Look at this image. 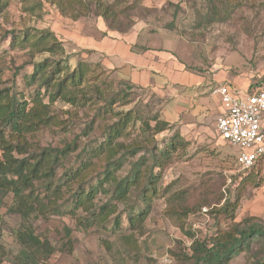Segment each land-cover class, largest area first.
Listing matches in <instances>:
<instances>
[{"label": "rangeland", "instance_id": "1", "mask_svg": "<svg viewBox=\"0 0 264 264\" xmlns=\"http://www.w3.org/2000/svg\"><path fill=\"white\" fill-rule=\"evenodd\" d=\"M108 1L114 4L117 20L122 22V30L130 29L134 25L147 29L153 34L152 38L156 44L169 45L185 68L203 77L204 81L195 86V91L191 88L185 92L178 89V97H173V93L162 95L149 88L131 85L129 88L127 82L120 79L113 70L103 66L106 82L98 84L105 89V98L91 104H71L57 99L51 109L66 126L51 124L41 127L29 136L36 149L41 146L63 148L67 144L76 145L75 149L68 152L62 164L54 168L55 179L62 180L66 171H73L81 160L86 159L85 150L103 141L107 126L118 117L116 112L132 110L143 119L156 114L161 119L171 121L174 103L187 107L189 103L202 99L204 105H196L195 110H199L198 107L201 113L196 115L197 123H190L188 130H185L178 120L168 121L170 127L153 134V145L161 147L177 130L187 141V145L173 155L171 163L163 172L158 193L152 199L149 212L142 223L143 233L134 243L138 246L137 249L132 248L133 246L122 237L129 232L124 214L118 229L112 221L115 213L110 216L104 227L93 225L85 229L76 219L84 214L80 211H76L74 215L70 213L73 206L70 203L69 190L63 189L64 199L59 202L66 204L64 210L67 212L33 220L36 234L47 238L52 245L62 248L55 250L41 264H185L177 255L180 251L189 252L192 239L187 231L199 239L208 240L216 233L217 228H227L231 220L217 223L209 214V210L220 206L227 195L234 197L238 181L247 173V170H241L236 164L235 149L218 136L215 124L220 114V105L213 90L219 84H227L237 90L249 92L255 85L264 84V0H256L253 5H242L225 22L207 25H196L197 20L200 21L197 12L203 10L205 0H141L139 3L142 7L131 9L128 16L124 13V7L129 4L135 7L133 0ZM171 3H178L179 9L175 10ZM96 19L97 17L89 15L74 21L61 16L54 5L46 2L40 11L32 14L24 9V3L10 0L8 7L0 13V87L15 86L29 100L37 89L36 83L31 86L25 84V76L32 72L33 62L44 58L64 57L70 69H73L79 60L97 62V56H90L89 59L85 52L69 39L72 31L85 27L95 32ZM104 22L107 26V22ZM116 25L117 21L114 23V26ZM25 28L50 30L61 42L65 53L62 56H53L43 52L32 56L26 49L12 48L6 32ZM84 89L88 90L87 86ZM116 95L119 97L112 104V112L105 118L97 116L98 107L107 105L108 97ZM171 97L176 101H170L169 108L165 109L164 105ZM44 101L47 102L46 96ZM141 118L133 122L131 135L127 139L119 140L127 144L143 137L145 130ZM185 119L187 122L193 121L190 118ZM92 120L94 122L91 125ZM150 124L153 125L154 121L150 120ZM87 126L91 128L86 129ZM6 138L9 139L8 133ZM142 152L124 162L116 172L118 179L123 180L129 174L132 162ZM102 164L103 161H97L94 165L97 169H103ZM255 170L259 172L258 177L263 178L262 182L257 186H246L235 212V221L247 216H257L264 223V158L256 163ZM156 171L157 169H154V172ZM95 182L96 178H93L90 183ZM73 188H76V184H73ZM131 192L134 198L135 191ZM174 192H179L185 199V205L194 210L188 214L183 228L166 212L167 197ZM11 195L9 193L0 198V242L16 253L19 245L14 231L21 219L18 214L7 211ZM109 196L110 191H100L94 202L103 203ZM116 204L117 211L123 212L124 202ZM66 227L71 229L72 242L69 251L67 246L62 247L66 240ZM259 248L260 244H254L253 251L258 253ZM254 254L241 252L228 264H250L254 260ZM0 264L10 263L3 260Z\"/></svg>", "mask_w": 264, "mask_h": 264}, {"label": "trees", "instance_id": "2", "mask_svg": "<svg viewBox=\"0 0 264 264\" xmlns=\"http://www.w3.org/2000/svg\"><path fill=\"white\" fill-rule=\"evenodd\" d=\"M24 3V9L32 14L41 10L44 2L54 5L61 16L74 21L93 15L107 22V28L119 32L122 30L121 21L114 11V4L108 0H19ZM125 5L126 16L131 9L141 8V0H133ZM256 0H205L203 10L197 12L201 23L212 24L225 22L242 5ZM10 0H0V13L9 5ZM178 10V3H171ZM122 11V10H121ZM39 15V14H38ZM115 21L118 25L114 26ZM105 23V22H104ZM106 25V24H105ZM10 37L12 48L26 49L32 56L35 53L47 52L51 55L62 56L64 48L55 34L50 30H36L25 28L20 31L6 32ZM86 51V50H85ZM88 51V50H87ZM1 73V72H0ZM105 71L101 62L78 61L70 69L66 58H44L32 63V72L25 76V84L31 86L36 83L37 89L26 99L23 92L15 86L0 87V198L11 193L12 199L7 211L20 216V223L14 231V237L19 245L13 253L0 242V261L6 260L10 264H41L58 248L52 245L47 238L36 234L33 220L46 218L52 214H65L66 204L59 201L64 199V190H69L72 209L70 213L80 211L84 215L77 216L79 224L86 228L96 225L104 227L113 216V224L120 226V219L125 215L129 232L123 235L125 242L134 249L138 246L139 235H142V223L150 209L152 199L158 193L163 172L171 163L173 155L187 145V141L175 130L163 146L153 145V134L167 129L171 125L165 119L153 114L148 119L141 118L136 111L128 110L124 113H115L117 119L107 126L106 135L98 145L85 150L86 159L79 165L65 172V177L55 179L54 168L62 164L75 144H67L63 148L41 146L34 148L29 136H32L41 127L51 124L66 126L51 109V105L61 99L71 104L95 103L105 98L104 84ZM258 85V84H257ZM88 88L85 90L84 87ZM130 88V84L127 83ZM108 95V94H107ZM47 97V102L44 101ZM119 96L108 97V104L98 107V115L105 118L112 112V104ZM141 118L145 134L139 140L124 143L119 138L131 135V128L135 119ZM150 120L154 124H150ZM93 120L91 125L93 124ZM88 127L86 129H89ZM8 133L9 139L6 138ZM88 133V132H86ZM150 134V135H149ZM151 145V146H149ZM142 152L132 162L129 174L123 179L117 178L120 169L129 157ZM120 154L118 157L117 155ZM264 157L255 160L235 188V194L224 198L220 206L211 208L209 214L217 222L227 221V228H217L216 233L208 240L199 239L187 231L192 239L189 252L180 251L177 258L185 264H228L241 252L255 253L250 264H264V223L257 216H247L235 221V212L248 185H260L263 178L258 177L255 170L256 163ZM92 159H97L93 161ZM103 161V169L95 168V162ZM154 169H157L154 172ZM258 169V167H257ZM96 178L95 183H90ZM76 184V188H73ZM135 191V197L131 196ZM110 191L107 201L96 204L94 199L100 192ZM223 196L220 198V200ZM185 199L178 192L167 197L166 212L183 228L184 221L193 209L183 202ZM115 201V202H114ZM116 202H124L123 212L117 211ZM62 247L71 249V229L65 228ZM134 244V245H133ZM254 244H260L259 252L253 251Z\"/></svg>", "mask_w": 264, "mask_h": 264}, {"label": "crops", "instance_id": "3", "mask_svg": "<svg viewBox=\"0 0 264 264\" xmlns=\"http://www.w3.org/2000/svg\"><path fill=\"white\" fill-rule=\"evenodd\" d=\"M96 21L95 32L85 27L82 28L83 30L72 31L69 39L85 52L86 57L90 59V56H97V61L106 69L113 70L120 79L131 86L149 88L162 95L173 93V97H176L180 91L178 89L185 92L191 88L195 91V86H199L204 81L203 77L185 68L169 45L156 44L152 38L153 34L142 26L134 25L125 32H119L108 29L100 17ZM184 98L189 99V97ZM172 100L175 99L171 97L167 100L165 109L169 108ZM174 104L173 119L167 121L178 120L179 124L188 130L190 123H197L196 115L201 113L200 108L197 107L199 110H195L196 105H204V100L187 103V107ZM185 118L193 121L187 122Z\"/></svg>", "mask_w": 264, "mask_h": 264}, {"label": "built area", "instance_id": "4", "mask_svg": "<svg viewBox=\"0 0 264 264\" xmlns=\"http://www.w3.org/2000/svg\"><path fill=\"white\" fill-rule=\"evenodd\" d=\"M213 94L221 109L215 124L218 136L235 149L239 168L248 169L264 157V84L249 92L219 84Z\"/></svg>", "mask_w": 264, "mask_h": 264}]
</instances>
